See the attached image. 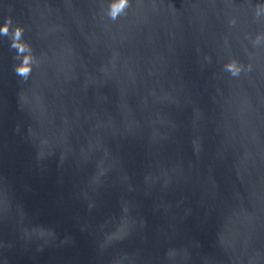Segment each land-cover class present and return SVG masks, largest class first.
<instances>
[{
    "label": "water",
    "instance_id": "water-1",
    "mask_svg": "<svg viewBox=\"0 0 264 264\" xmlns=\"http://www.w3.org/2000/svg\"><path fill=\"white\" fill-rule=\"evenodd\" d=\"M0 264H264V0H0Z\"/></svg>",
    "mask_w": 264,
    "mask_h": 264
}]
</instances>
